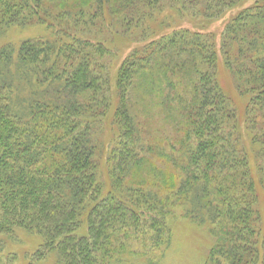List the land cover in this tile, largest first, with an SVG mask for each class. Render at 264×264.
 I'll return each instance as SVG.
<instances>
[{"label": "trees", "instance_id": "trees-1", "mask_svg": "<svg viewBox=\"0 0 264 264\" xmlns=\"http://www.w3.org/2000/svg\"><path fill=\"white\" fill-rule=\"evenodd\" d=\"M162 1L0 0V33L53 35L0 50V264L21 231L42 239L30 264H114L133 239L165 244L177 210L216 237L206 264H264V0H176L205 19L241 5L220 50L177 27L112 69L115 36L155 28ZM219 55L247 96L244 129ZM161 102L175 136L144 125Z\"/></svg>", "mask_w": 264, "mask_h": 264}, {"label": "rangeland", "instance_id": "rangeland-1", "mask_svg": "<svg viewBox=\"0 0 264 264\" xmlns=\"http://www.w3.org/2000/svg\"><path fill=\"white\" fill-rule=\"evenodd\" d=\"M174 3L175 4L163 0L159 8L148 11L154 13V18L147 19L146 27L151 25L152 27L155 26V28H147V31L144 33V26H139L136 29L133 28L128 34L118 33L117 35L124 34L125 37L121 36L116 38L115 36V42H109L111 47L113 48L114 45L113 49L116 50L107 58L106 63H111L110 66L112 69L117 68L116 66L127 57L130 51L137 47H143L150 42L148 38L162 33L172 32L174 28L177 27H186L193 31H209L215 35L217 49H219L223 41L222 32L226 23L231 20L233 14H236L241 9L239 8L241 5H239L226 11L222 16L205 19L204 16L200 14H194L190 6H184L182 8L181 2L174 0ZM151 20L155 22H151ZM77 30L80 33L83 32L85 35H91L93 37H98L100 35L95 30L87 31L79 28ZM143 33L144 36H142ZM145 34L147 35L145 36ZM46 37L51 38L53 35L51 31L43 25L32 24L23 26L14 24L5 28L0 33V50L5 46H12L18 49L21 43L26 39ZM12 63L14 65L16 60L13 59ZM218 78L225 92H227V95L235 101L238 109L239 122L242 129H244L247 96L241 95L236 86L235 78L223 61L222 55H219ZM25 85L26 84H21L20 86L23 87ZM29 91V89H23L20 95H27ZM162 100L163 99H157L156 101L160 102ZM151 102L152 101H149L148 104ZM162 105L163 102L158 106L156 111L157 115L154 120H152V116H150L148 110L146 111L143 115V119L145 120L144 125L158 129L160 134L164 137L171 134L175 136L176 130L173 128L175 121H173V119H165L166 106ZM140 106H142V109H145L148 105L146 102H143ZM244 141L249 146L248 138L244 137ZM98 142H100L102 147L106 148L109 144L108 138H104V136L101 138L99 137ZM180 212L181 211L177 210L178 217L173 220L170 232L165 237V244L161 243L159 246L153 245L150 241V236L144 241L133 239L131 251L120 255V259L114 264H206L209 251L214 245L216 237L209 232L207 225H201L190 220L188 217L179 216ZM21 238L22 239L19 241L8 242L5 250L6 255L10 253L18 254L17 261L13 264H30L29 258H26V254L34 252L42 239L40 236L27 234L24 231H21ZM37 264H54L53 256H49L47 259Z\"/></svg>", "mask_w": 264, "mask_h": 264}]
</instances>
